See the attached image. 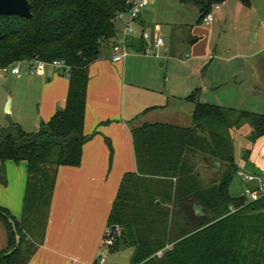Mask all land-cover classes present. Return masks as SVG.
I'll return each instance as SVG.
<instances>
[{
	"label": "trees",
	"instance_id": "trees-1",
	"mask_svg": "<svg viewBox=\"0 0 264 264\" xmlns=\"http://www.w3.org/2000/svg\"><path fill=\"white\" fill-rule=\"evenodd\" d=\"M28 1V17L0 14V64L32 57L62 60L67 87L63 105L36 129L24 130L14 121L0 124V180L5 159L26 161L19 217L0 207L6 235L0 264H25L42 242L56 167L78 164L86 139L88 63L112 37L115 16L126 6V0ZM179 1L194 5L201 21L221 0ZM127 44L144 49L142 38ZM184 98L193 101L195 127L159 121L131 126L135 170L120 177L106 219L116 228L106 248L132 247L129 264H264V197L246 201L242 193L228 190L238 165L232 144L236 122L248 119L252 142L264 134V113L199 101L195 88ZM189 200L212 220L199 225L189 213ZM15 235L18 245L3 256Z\"/></svg>",
	"mask_w": 264,
	"mask_h": 264
},
{
	"label": "crops",
	"instance_id": "crops-1",
	"mask_svg": "<svg viewBox=\"0 0 264 264\" xmlns=\"http://www.w3.org/2000/svg\"><path fill=\"white\" fill-rule=\"evenodd\" d=\"M159 2L162 1L144 0L143 8L130 21L133 32L127 42L137 43L141 39L139 31L146 29L161 35L160 54L180 56L187 49L194 57L210 60L215 54L211 47L212 34L220 26L231 24L239 49L254 44L251 52L236 53L239 60H248L247 69L252 76L245 99L240 101L236 93L232 101L224 104L264 113V107L255 109L245 105L248 97L264 100V0H248L247 5L240 0H221L211 17L201 21L197 20L198 10L194 5L179 0L168 7L172 18L165 15L160 19L155 10V3ZM126 22V14L115 18L114 34L101 47L98 56L88 63L82 124L86 139L81 144L80 160L76 165L56 167L43 239L25 264H93L100 257L103 264H124L125 261L129 264L132 247L110 252L106 248L109 239L104 233L109 229L106 219L120 177L125 171L135 170L130 128L153 121L193 126V101L184 96L195 88L196 99L208 102L204 96H199L197 87L182 96L155 92L151 84L157 81L159 65L148 51L136 50L127 44L126 56L111 60V41ZM174 28L179 34L178 41L170 35ZM184 56H187L186 51ZM237 68L242 69V64H237ZM232 76L235 82L237 75ZM220 84L217 79L208 86L216 89ZM66 87L67 72L46 61L29 73L0 72V124L14 121L24 130L36 129L40 121H45L63 105ZM206 91L202 89L201 93ZM6 102L7 110L3 109ZM219 103L222 102L214 104L221 105ZM232 144L238 164L243 161L241 149L237 155L233 137ZM243 150L247 159L249 149ZM246 168L264 173V169L258 171L251 164ZM203 173L210 175L208 170ZM237 179L241 182L238 176ZM25 180L24 159L3 161L0 207L15 219L21 212ZM5 247V229L0 220V249Z\"/></svg>",
	"mask_w": 264,
	"mask_h": 264
},
{
	"label": "rangeland",
	"instance_id": "rangeland-1",
	"mask_svg": "<svg viewBox=\"0 0 264 264\" xmlns=\"http://www.w3.org/2000/svg\"><path fill=\"white\" fill-rule=\"evenodd\" d=\"M161 1V3H155L156 6L154 4L155 10H157L156 15L160 19L165 15L168 18H172L168 7L173 6L174 0ZM220 27L211 37V47L214 49L215 54L210 60L208 58L194 57L193 52L187 49L183 50L180 56L178 54L168 55L167 53L155 56L149 53L153 56L156 64L159 65L157 81L151 84L155 87V92L182 96L193 87H197L199 88V96H204L208 102L217 103V101H221L222 103L219 104L227 106L224 103L232 101V96H235L236 93L240 96L239 100L243 101L245 95H247L245 93L250 87V76L252 75L247 69L248 60H239L236 53L243 52L245 54V52H251L254 49L252 48L254 44L242 46L241 50L239 49L240 44L234 38V27L231 24H225ZM170 35L175 41H178L179 34L175 28ZM184 51H186L187 56H184ZM223 53H227L231 57L226 58V55ZM237 64H242L243 68H237ZM233 73L237 75L235 82L232 81ZM217 79L221 82L220 86L216 89H211L208 85H213ZM205 88L207 91L202 94L201 91ZM245 105L261 109V107H264V100L262 97L256 99L248 97ZM250 129L251 125L247 118H241L236 122L232 133L236 154L238 155L239 149L248 148L249 155L247 159H242L245 166L248 167V164H251L256 170L263 171L264 134L258 135L250 142L248 138ZM203 172V178L207 179L208 175ZM228 189L231 193H237L242 189V182L238 181L235 173L229 182ZM124 264H126V261Z\"/></svg>",
	"mask_w": 264,
	"mask_h": 264
},
{
	"label": "built area",
	"instance_id": "built-area-1",
	"mask_svg": "<svg viewBox=\"0 0 264 264\" xmlns=\"http://www.w3.org/2000/svg\"><path fill=\"white\" fill-rule=\"evenodd\" d=\"M219 2L211 4L209 10L202 16V20H208L211 17V12L218 7ZM144 6V0H126V6L123 10L117 12L115 18L120 17L122 14H126L127 22L121 28L119 35L112 39L110 47V59L113 61L123 59L129 52L127 45V37L133 32V27L130 21L134 19ZM140 37L144 42L143 51H148L155 56L160 55V49L163 44L162 37L158 32H149L146 29L139 31ZM45 61L32 57L29 59H21L12 64H0V72L9 71L11 73L18 74L20 72L29 73L34 69H37ZM48 63L59 67L62 71L67 72V65L58 59H52ZM235 174L242 182L241 192L246 201H255L257 198L264 197V173L252 171L246 168L243 161H240L235 170ZM109 229L105 230V235ZM169 245H165L163 249H169ZM163 249L157 250L154 254L159 256ZM95 264H103V258L96 259Z\"/></svg>",
	"mask_w": 264,
	"mask_h": 264
},
{
	"label": "water",
	"instance_id": "water-1",
	"mask_svg": "<svg viewBox=\"0 0 264 264\" xmlns=\"http://www.w3.org/2000/svg\"><path fill=\"white\" fill-rule=\"evenodd\" d=\"M10 13L28 17L30 15L29 1L28 0H0V14H10ZM7 106H8V102L5 103V108H4L5 110H7ZM196 125H197L196 123L193 124L194 127ZM246 156L247 155L246 153H244V150L241 149L240 157L245 159ZM188 209H189L190 215L196 220V222L199 225L207 223L212 220V216L203 207H201L194 201L189 200ZM8 221L10 222L13 228V231H15L12 221L10 219ZM115 228H116L115 225L109 226L108 233L104 235V237L106 239H109L111 237V234L115 230ZM17 245H18V236L15 235L13 247L9 249L8 251H6L3 254V256L12 252L16 248ZM95 262H96V259L93 261V264H95Z\"/></svg>",
	"mask_w": 264,
	"mask_h": 264
}]
</instances>
